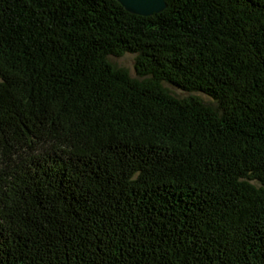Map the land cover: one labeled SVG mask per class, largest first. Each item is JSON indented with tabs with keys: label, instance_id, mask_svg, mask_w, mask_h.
Wrapping results in <instances>:
<instances>
[{
	"label": "trees",
	"instance_id": "obj_1",
	"mask_svg": "<svg viewBox=\"0 0 264 264\" xmlns=\"http://www.w3.org/2000/svg\"><path fill=\"white\" fill-rule=\"evenodd\" d=\"M165 3L0 0V264H264V0Z\"/></svg>",
	"mask_w": 264,
	"mask_h": 264
},
{
	"label": "water",
	"instance_id": "obj_2",
	"mask_svg": "<svg viewBox=\"0 0 264 264\" xmlns=\"http://www.w3.org/2000/svg\"><path fill=\"white\" fill-rule=\"evenodd\" d=\"M129 14L148 17L166 8L165 0H114Z\"/></svg>",
	"mask_w": 264,
	"mask_h": 264
},
{
	"label": "rangeland",
	"instance_id": "obj_3",
	"mask_svg": "<svg viewBox=\"0 0 264 264\" xmlns=\"http://www.w3.org/2000/svg\"><path fill=\"white\" fill-rule=\"evenodd\" d=\"M134 55H123L121 57H117V58H112L110 57L109 60L112 62V64L119 69H125L127 70V73L131 76V77H136L134 71ZM165 86V88H167L170 93L176 97H186L187 94H185V92L175 89L172 86H170L169 84H163ZM202 99L207 101V98H205L204 96H200Z\"/></svg>",
	"mask_w": 264,
	"mask_h": 264
}]
</instances>
